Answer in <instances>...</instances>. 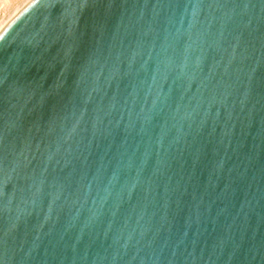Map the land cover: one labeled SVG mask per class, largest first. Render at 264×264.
Here are the masks:
<instances>
[{"label":"water","instance_id":"water-1","mask_svg":"<svg viewBox=\"0 0 264 264\" xmlns=\"http://www.w3.org/2000/svg\"><path fill=\"white\" fill-rule=\"evenodd\" d=\"M0 264H264V0H30L0 31Z\"/></svg>","mask_w":264,"mask_h":264},{"label":"bare ground","instance_id":"bare-ground-1","mask_svg":"<svg viewBox=\"0 0 264 264\" xmlns=\"http://www.w3.org/2000/svg\"><path fill=\"white\" fill-rule=\"evenodd\" d=\"M30 0L0 1V31Z\"/></svg>","mask_w":264,"mask_h":264},{"label":"rangeland","instance_id":"rangeland-1","mask_svg":"<svg viewBox=\"0 0 264 264\" xmlns=\"http://www.w3.org/2000/svg\"><path fill=\"white\" fill-rule=\"evenodd\" d=\"M1 1V0H0Z\"/></svg>","mask_w":264,"mask_h":264}]
</instances>
